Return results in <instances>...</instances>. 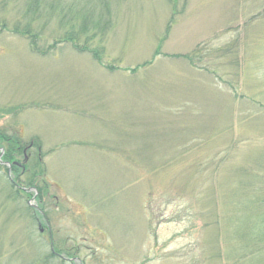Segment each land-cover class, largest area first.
I'll return each instance as SVG.
<instances>
[{
  "label": "rangeland",
  "instance_id": "374dc122",
  "mask_svg": "<svg viewBox=\"0 0 264 264\" xmlns=\"http://www.w3.org/2000/svg\"><path fill=\"white\" fill-rule=\"evenodd\" d=\"M108 3L99 64L0 32V132L29 146L14 172L0 148V264L63 248L68 264H233L220 219L242 184L264 195V0ZM18 6L0 5V24ZM67 30L54 18L45 38ZM36 161L42 194L23 175Z\"/></svg>",
  "mask_w": 264,
  "mask_h": 264
},
{
  "label": "trees",
  "instance_id": "16d2710c",
  "mask_svg": "<svg viewBox=\"0 0 264 264\" xmlns=\"http://www.w3.org/2000/svg\"><path fill=\"white\" fill-rule=\"evenodd\" d=\"M16 1L19 4V20L15 21L11 28L6 23L0 24V32L8 31L12 35L24 39L27 41L30 51L39 56L49 55L57 45L64 44L68 45L74 52L89 54L95 62L101 63V48L99 49V46L91 48V42L97 38L99 41V37L102 39L112 26L111 7L108 0H2L0 5L4 7L10 3L14 4ZM54 18L58 20L59 28L67 27L68 30L60 38L54 37L53 33L50 34L48 37H50L52 43H49V38H45L44 32H46ZM7 28L9 30H6ZM227 44L224 45H231L228 47L230 50L228 51L234 56L236 54L233 50L234 42L230 41ZM235 48L237 49V47ZM194 53L172 55L171 57L192 62L193 58L191 56L192 54L195 56ZM1 147L4 149L1 157L2 162L10 164L11 171L14 172V170H17L16 166L13 165L15 155L24 154L23 151L29 146L25 148L16 138L0 132ZM37 161L36 163L34 162L32 169L24 167L28 169V172L23 175L25 176L27 188L33 187L38 191V194H42L44 190L41 191L42 186L40 189L39 184H37V178L42 176L41 174L44 171L42 164ZM239 170L242 175L251 179L249 182L255 181L260 177L252 172L254 170L249 171L242 168ZM251 184L252 182L247 185L242 184V187L247 190L246 192H249V197L247 196V199L239 204L233 203L234 201L230 199L231 203L226 207L230 208L229 210L232 214L229 217L224 216L220 219L224 226L221 225L220 227L221 238L224 235L223 239L227 243L228 241L229 244L238 243L235 250L228 251L225 248L223 252L226 262L233 264L238 262V264H264V195L263 197L260 196L262 194L259 193L258 187L255 186L258 183L255 185ZM32 194L34 195V193ZM41 198L42 195L41 197L39 196L38 203H40ZM30 210H33L35 216L39 215L46 222V214L42 206H39V208L33 207ZM32 218L34 219V217ZM217 223L218 220H216ZM55 252H58V257L51 253L49 256L36 259V264H47V260L52 258L58 259L59 264H68L62 260L60 255L69 256V249L63 248L61 251L56 250ZM236 253L238 254L236 255ZM71 261L74 262V260Z\"/></svg>",
  "mask_w": 264,
  "mask_h": 264
}]
</instances>
